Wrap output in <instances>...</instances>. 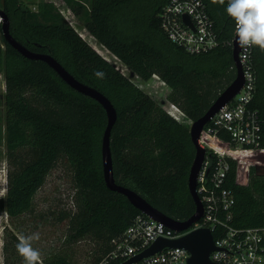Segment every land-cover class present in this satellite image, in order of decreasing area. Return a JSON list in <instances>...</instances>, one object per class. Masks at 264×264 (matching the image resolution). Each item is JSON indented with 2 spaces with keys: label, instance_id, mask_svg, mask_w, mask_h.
Here are the masks:
<instances>
[{
  "label": "trees",
  "instance_id": "trees-1",
  "mask_svg": "<svg viewBox=\"0 0 264 264\" xmlns=\"http://www.w3.org/2000/svg\"><path fill=\"white\" fill-rule=\"evenodd\" d=\"M63 1L81 26H73L52 1L38 2L32 8L23 0H0V8L9 18L15 39L30 50L52 55L114 105L117 116L110 150L115 181L168 217L186 220L195 209L187 186L195 154L188 125L234 79L231 46L191 54L171 42L159 23V12L168 0ZM203 1L222 29V38H230L234 25L224 5ZM0 39L8 164L0 211L7 213L11 224L31 213L37 190L50 170L62 162L73 187L74 209L59 211L57 218L67 222L70 238L90 235L95 240L97 260L108 250L110 240L140 212L104 182L101 138L107 122L105 110L68 85L46 62L21 55L2 32ZM251 60L256 89L252 103L262 108L264 52L252 48ZM138 77L158 79L169 87V93L156 100L133 81ZM226 161L229 169L224 185L233 195L229 223L264 226V166L251 165L248 183L240 185L234 181L236 160L226 157ZM12 238L18 241L15 234ZM8 249L6 242V258H10ZM44 260L75 264L66 255Z\"/></svg>",
  "mask_w": 264,
  "mask_h": 264
},
{
  "label": "built area",
  "instance_id": "built-area-1",
  "mask_svg": "<svg viewBox=\"0 0 264 264\" xmlns=\"http://www.w3.org/2000/svg\"><path fill=\"white\" fill-rule=\"evenodd\" d=\"M184 14L191 24L183 20ZM159 23L171 42L191 54L204 53L223 44L233 47L235 22L232 36L222 38V29L216 26L203 0H168L159 12ZM251 52L252 48H240L238 52L243 86L200 132V141L206 148L196 178V192L203 204L201 217L188 228L177 231L140 211L110 240L108 250L87 264H121L159 237L176 238L197 227H208L212 233L214 249L209 259L214 264H264V226L237 227L229 223L233 195L224 185L229 169L226 157L236 160L234 181L240 185L248 183L251 165L264 166V101L262 108L252 103L256 89ZM209 155L212 163L206 172ZM188 256L184 247H164L127 264H187ZM41 259L42 264H49ZM0 264H23V261L20 256L6 258L0 248Z\"/></svg>",
  "mask_w": 264,
  "mask_h": 264
},
{
  "label": "water",
  "instance_id": "water-1",
  "mask_svg": "<svg viewBox=\"0 0 264 264\" xmlns=\"http://www.w3.org/2000/svg\"><path fill=\"white\" fill-rule=\"evenodd\" d=\"M183 20L186 23L191 24L187 14L183 15ZM0 28L3 38L21 55L29 59H39L46 62L68 85H70L77 91L95 99L103 107L106 113L107 122L101 138V164L104 182L110 190L117 191L125 195L128 201L135 208L139 209L141 212L147 214L155 220L164 222L167 227H170L177 231L188 228L192 223L196 222L201 217L203 213V204L198 193L196 192V178L205 158L206 148L200 141V132L210 121L211 117L221 107L229 102L235 96V94L238 93L244 83L243 71L238 59V52L240 50V47L235 42L236 33L234 36L232 47V60L235 67L234 79L218 94V96L211 103L208 109L200 117L191 121V123L188 125L190 139L195 148V154L189 168L187 186L189 193L194 201L195 209L190 217H188L186 220L179 221L168 217L167 215L156 209L133 189L121 185L115 181L110 150V134L117 114L114 105L108 99V97L98 89L85 84L75 78L52 55L44 52L30 50L17 39H15L9 30V18L2 8H0ZM132 75L133 74L131 73V76ZM211 163L212 159L209 155V163L206 172L208 171ZM173 246H181L188 250L189 256L187 257V264H214L209 259V254L214 249V244L212 233L208 227H197L179 237L172 239L159 237L149 247L121 264H127L142 256H146L148 254L159 251L164 247Z\"/></svg>",
  "mask_w": 264,
  "mask_h": 264
},
{
  "label": "rangeland",
  "instance_id": "rangeland-1",
  "mask_svg": "<svg viewBox=\"0 0 264 264\" xmlns=\"http://www.w3.org/2000/svg\"><path fill=\"white\" fill-rule=\"evenodd\" d=\"M23 1L32 8H35L38 2L52 1L73 26L79 27L82 25L63 0ZM3 47L4 45L1 43V48ZM109 60L111 61L110 58ZM112 62L116 63L115 60ZM117 66L120 67L119 65ZM121 68L124 69L123 66ZM123 72H125V70ZM133 76L134 75H132L131 78ZM133 81L142 90L158 101L164 97L166 92L167 94L169 93V87H163L158 79L149 78L148 80H143L138 77L133 79ZM4 91V76L2 64L0 63V193H3L0 197L5 195L6 173L8 168L4 139ZM72 192L73 187L70 184L68 170L62 162H58L47 174L43 184L34 195L33 210L31 213L16 218L15 223L11 224L7 213L4 210L0 211V240H3L4 243H8L10 249H8L7 257H18L19 255L16 251V244L18 241L12 238L14 234L16 237L20 235V232L17 233L19 229L24 235H31L34 232H39L40 240L34 242V247L40 250L41 258L43 259L51 255H66L75 264H87L92 262L96 254L95 240L90 235H85L76 239L70 238L69 234L71 230L67 222L57 218L59 211L74 209L73 199L71 197Z\"/></svg>",
  "mask_w": 264,
  "mask_h": 264
},
{
  "label": "clouds",
  "instance_id": "clouds-1",
  "mask_svg": "<svg viewBox=\"0 0 264 264\" xmlns=\"http://www.w3.org/2000/svg\"><path fill=\"white\" fill-rule=\"evenodd\" d=\"M225 5L226 14L235 22V42L241 49L258 48L264 52V0H211ZM3 195V193H0ZM16 251L23 264H42L41 252L34 247L40 240L39 232L17 237ZM4 241L0 240V248Z\"/></svg>",
  "mask_w": 264,
  "mask_h": 264
},
{
  "label": "crops",
  "instance_id": "crops-1",
  "mask_svg": "<svg viewBox=\"0 0 264 264\" xmlns=\"http://www.w3.org/2000/svg\"><path fill=\"white\" fill-rule=\"evenodd\" d=\"M191 122V121H190Z\"/></svg>",
  "mask_w": 264,
  "mask_h": 264
}]
</instances>
